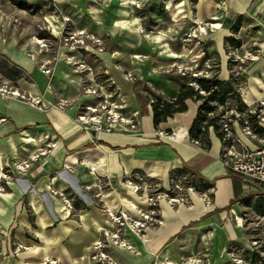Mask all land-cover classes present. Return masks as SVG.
I'll return each instance as SVG.
<instances>
[{"label":"crops","instance_id":"crops-1","mask_svg":"<svg viewBox=\"0 0 264 264\" xmlns=\"http://www.w3.org/2000/svg\"><path fill=\"white\" fill-rule=\"evenodd\" d=\"M146 1L153 9L164 3L163 14L170 5L182 10L180 16L187 21L214 24L206 38L216 50L217 58H211L217 59L214 73L220 80H228L231 73L224 39L232 31L230 24L241 16L239 28L233 33L241 37V30L252 28L253 35L246 36V41L241 38L239 48L246 44V48H256V53L244 65L239 92L249 107L260 102L264 108V0ZM101 11H88L83 21L73 16L72 24L79 32L108 42L104 51H99L97 44L89 41L88 50L101 61L128 107L138 111L139 131L97 135L83 131L74 118L76 106L94 100L78 96L79 75L70 76L58 63L50 76L33 71L35 80L24 92L39 97L44 104L65 99L68 106L64 110L39 109L12 97H0V264H45L49 260L59 264H95L90 258L93 244L103 232L118 231L108 211L120 208L137 218L133 208L138 207L139 201L126 199L119 185L132 174L153 178L167 190L170 172L185 168L212 183V187L207 192L189 193L187 204L158 199L159 221L147 226L141 236L123 226L120 235L131 248L110 245L107 249L118 264H178L184 247L194 255L196 242L204 244L207 238V248L216 255L230 242L244 239L243 202L252 203L264 196V183H256L224 166V144L212 128L208 129V148L193 144L189 138L180 142L158 139L156 130L174 129V136H178L189 129L199 102L187 99L186 111L174 114L155 128L151 106L140 95L145 90L140 91L139 86H153L163 98H172L182 73L173 78L160 73L170 70L174 74L181 52L171 51L170 41L159 31L140 33L142 18L131 15V6L124 2L114 13L105 8ZM151 15L157 20L161 17L158 11ZM219 15L223 17L219 19ZM119 20L127 23H117ZM197 58L196 63L201 61V57ZM209 60L207 57L204 62ZM238 125L233 122L232 133L242 144L254 147L258 138H264L248 136ZM261 126L264 128V124ZM26 163L28 166L23 167ZM60 193L75 195L72 209L65 206ZM11 244L20 248L14 255ZM4 253L6 256L1 258Z\"/></svg>","mask_w":264,"mask_h":264},{"label":"rangeland","instance_id":"rangeland-1","mask_svg":"<svg viewBox=\"0 0 264 264\" xmlns=\"http://www.w3.org/2000/svg\"><path fill=\"white\" fill-rule=\"evenodd\" d=\"M16 1H20L26 6H19L16 4ZM122 2L125 5L131 6V15L137 14L142 18L143 26L140 29V33L159 31L164 34L166 40L170 41L171 51L181 52L178 58L180 61H177L175 64V73L173 72L174 74H172L169 70L168 72H161L160 75L176 76L183 72H187L189 75H210L216 72L218 69L217 59L214 58L215 60H213L211 58L216 57V50L210 47V41L206 38L210 33V28L212 27L210 24L212 23L207 21L202 24H194L187 21L180 16L184 12L182 10L179 12L180 10H176L174 6L167 5L166 11L170 14L167 15V12L163 14V10H165L164 3H160V6H156V9H153L146 4V0H0V97H12L28 105H30L31 98H37L42 105L47 106L48 102L44 104L39 97L31 96L27 92H24V89L34 82L33 71L41 72L42 69L48 68L50 69V73L47 75L50 76L56 63H58L65 70H68L70 76L79 75L78 96L94 100V103L91 104L86 102L77 104L76 114L82 110L84 105L97 104L104 99V94L108 95L112 93L107 98L108 101L117 105H123L121 107L122 114L129 115L134 109L128 107L124 95L120 92L115 82L108 76L98 57L88 50L90 49L87 45L89 41H94L99 51H104L108 42H105V39L94 38L93 35L87 32H79L74 27V24H72L74 17H79L82 21L86 20L85 17L88 16L87 12H90V10H92V14H97L99 12L102 13L103 11L101 10L105 8L108 12L114 13L121 6ZM153 11L161 13L159 20L151 15ZM136 20L138 22V19L135 18V23ZM122 21L123 23H127L126 20H119L117 23ZM251 29L246 28V30H241V37H236L233 31H230V35L227 36H232L239 40L242 38V40L246 41V36L253 35ZM104 37L106 36L104 35ZM224 53L227 58L228 67H230L231 63L230 70L242 82V75H245L243 71L244 65L248 61V58L256 53V48H246V44L241 48L235 47L230 45V43H226L224 39ZM74 54L79 56L75 57ZM197 57H201V61L203 62L196 63L197 61L194 60L199 59ZM207 57L210 60L205 63L204 60ZM128 78H131V76L128 75ZM88 87L95 88L97 95L91 97L90 94L85 93ZM144 88L145 85L141 84L139 86L140 91H143ZM13 91L23 95V98L13 95ZM116 94H120V96ZM140 95L142 99L152 97V95L163 97L155 87L148 85H146L144 94L141 93ZM59 100L61 99L57 101ZM65 101L66 106L64 109L68 106L67 100ZM249 108L251 113L257 112L260 113V117H264L262 114L264 113V108H262L260 102L251 105ZM217 112L221 113L220 123H227L229 126L231 125V128H233V122L236 118L244 117V114L238 112L235 106L230 108L228 104L219 106ZM231 115H233V118ZM245 121L242 125H238V128L243 132V129L248 127L253 135L258 136L252 132L250 123L246 121L245 124ZM257 121H260V118H257ZM257 124L261 126L258 122ZM260 137H264V135ZM251 140L256 142L255 138H251ZM241 146V141L235 142V148ZM27 166L28 163L23 165V167ZM6 174L8 173L4 174L5 177ZM128 181H131L132 184H129ZM133 184L138 185L137 191H134ZM119 185L122 187L121 193L126 199L130 200L132 198L139 201L138 207L134 206L133 208L137 218L127 215L120 208L116 212L110 213L108 211L118 231L115 234L103 232L101 239L93 244L90 258L95 264H118L108 253L107 249L110 245L127 249L131 248L124 237L120 235L123 226L130 227L141 236L147 226L158 223L159 219L156 216V203L158 199L164 198L172 204L178 202L188 203V196L183 191L174 193L178 202L170 201L169 198L173 194H169L168 197L159 193L158 181L139 173L125 177ZM197 192L200 191L197 190ZM60 194H62L61 198L63 202V198H65L71 204V208H69L64 202L65 206L68 209H72L75 195L73 194V197L66 193ZM93 198L95 197L93 196ZM250 203L249 201L243 202L242 224L244 227V239L242 242L232 241L225 249L213 255L212 251H209L207 248L210 244V240L207 238L208 240L204 241V244H202L203 242H196L197 253L194 255L190 254L189 249L186 250L184 247L183 254L178 258V264H247L246 256L248 254L244 253L243 250L247 249L251 252L253 248L258 249L264 257V215L254 212L249 206ZM102 211L107 213V209L102 208ZM10 247L12 255L20 250L18 245L13 246L11 244ZM6 252L10 254L9 249ZM4 256H6L5 253L1 258ZM45 264L59 263L49 260Z\"/></svg>","mask_w":264,"mask_h":264},{"label":"trees","instance_id":"trees-1","mask_svg":"<svg viewBox=\"0 0 264 264\" xmlns=\"http://www.w3.org/2000/svg\"><path fill=\"white\" fill-rule=\"evenodd\" d=\"M16 4L19 6H26L20 1H16ZM240 22L241 16H238L230 24V29L236 32ZM225 42L235 47L240 46V40L232 36H227ZM229 68L231 69V63ZM171 77L173 78V76ZM180 78L182 81L172 98H163L159 95H152V97L145 98L146 101L151 100L152 122L155 128L174 114L186 111V100L191 99L195 102H199V104L195 118L189 128V138L197 141L203 148H208L210 145L208 139L209 128L213 129L214 133L223 144L228 143L229 139L224 138L226 132L222 128L223 122L220 123L221 113L217 112L218 107L225 104H228L230 108L235 106L238 112L244 114V117L235 119L239 125H242L246 120L250 123V128L253 133L258 136L264 135V128L257 124V112L254 114L251 113L249 106L241 99L239 92L241 82L238 77L234 75L233 71H231L228 80L217 79L216 73L211 76H205L204 74L189 75V73L183 72ZM145 89L146 85L144 90ZM231 116L233 118V115ZM230 130L233 132L231 125ZM186 173L192 177L190 183L195 186L196 190L203 192L212 187V183L204 181L200 176L185 168L172 170L169 176L170 178L178 177ZM158 190L161 192L165 191L162 187H159ZM249 206L254 212L264 215V196L257 197ZM243 251L248 254L246 256L247 264H264V257L260 254L258 249L253 248L251 252L247 249Z\"/></svg>","mask_w":264,"mask_h":264},{"label":"built area","instance_id":"built-area-1","mask_svg":"<svg viewBox=\"0 0 264 264\" xmlns=\"http://www.w3.org/2000/svg\"><path fill=\"white\" fill-rule=\"evenodd\" d=\"M222 15H219L218 18H221ZM213 24V23H212ZM212 24H210L212 26ZM42 72L45 74L50 73V69H42ZM196 75V74H195ZM85 93L90 94L91 97L97 95V91L95 88H87ZM13 94V93H12ZM112 93L108 95L104 94V99L93 105H84L82 110L79 111L75 120L80 124V127L83 131L91 132L93 135H97L99 133H113V132H129L135 133L139 131V120H138V111L133 110L129 115H123L121 112V107L123 105H117L116 103H110L108 101V97L111 96ZM15 95V94H13ZM120 96V94H116ZM16 96H20L23 98V95H20L17 92ZM151 100L148 102L150 104ZM31 106L37 107L39 109L56 108L63 110L66 106L65 100H59L57 102H48L47 106L42 105L39 99L31 98L30 102ZM261 111V110H260ZM251 112V111H250ZM264 115V113H262ZM257 118H260V121H257L260 125L264 124V117H260V113L256 114ZM237 121L235 120L234 123ZM246 124V121H245ZM223 130L226 132L225 137L228 140V143L224 144L222 149L221 159L224 166L243 177H246L256 183H264V138H258V144L254 147H248L247 145L242 144L241 147L235 148V142L240 141L238 138L233 136V133L230 130V126L227 123L222 124ZM243 132L251 137H256L253 135L249 128H244ZM174 129L168 130H159L155 131V135L158 139L166 141V142H180L189 138V130L186 129L183 131V134H178V136H174ZM190 139V138H189ZM193 144H198L197 141L191 140ZM191 176L187 173L178 177H169V187L167 190L159 193L168 196L169 194H173L170 196V201L178 202V199L174 193L179 191H183L184 194L197 192L195 186L190 183ZM199 182V181H198ZM129 184H132L131 181H128ZM134 191H137L138 185L133 184ZM211 189V188H210ZM207 190V191H210ZM203 191V192H207ZM62 195V194H60ZM186 196V197H187ZM183 198V197H182ZM64 199L66 206L71 208V204L69 200ZM187 199V198H186ZM102 254V253H101ZM103 255V254H102Z\"/></svg>","mask_w":264,"mask_h":264},{"label":"bare ground","instance_id":"bare-ground-1","mask_svg":"<svg viewBox=\"0 0 264 264\" xmlns=\"http://www.w3.org/2000/svg\"><path fill=\"white\" fill-rule=\"evenodd\" d=\"M213 25H214V24H212V27H213ZM12 93L15 94V95H17V92H16V91H13Z\"/></svg>","mask_w":264,"mask_h":264},{"label":"water","instance_id":"water-1","mask_svg":"<svg viewBox=\"0 0 264 264\" xmlns=\"http://www.w3.org/2000/svg\"><path fill=\"white\" fill-rule=\"evenodd\" d=\"M189 130V129H188Z\"/></svg>","mask_w":264,"mask_h":264}]
</instances>
